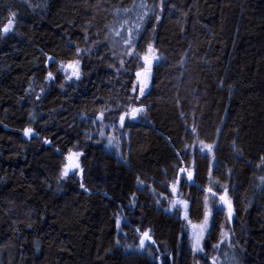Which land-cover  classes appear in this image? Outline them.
Returning <instances> with one entry per match:
<instances>
[{
	"label": "trees",
	"instance_id": "16d2710c",
	"mask_svg": "<svg viewBox=\"0 0 264 264\" xmlns=\"http://www.w3.org/2000/svg\"><path fill=\"white\" fill-rule=\"evenodd\" d=\"M12 12L0 33V264H195L183 215L156 205L174 164L194 169L179 190L193 223L208 187L232 201L230 242L214 211L200 264H264V0H0V28ZM137 24L134 52L158 57L144 96L132 90L143 62L123 44ZM77 58L81 79L65 81L59 62ZM137 105L120 156L82 133ZM201 142L211 157L191 155ZM69 149L83 173L60 180ZM137 228L161 263L116 244Z\"/></svg>",
	"mask_w": 264,
	"mask_h": 264
},
{
	"label": "snow or ice",
	"instance_id": "6c2138e0",
	"mask_svg": "<svg viewBox=\"0 0 264 264\" xmlns=\"http://www.w3.org/2000/svg\"><path fill=\"white\" fill-rule=\"evenodd\" d=\"M135 7V5H134ZM141 8H144L145 5L141 4ZM125 14L129 13L128 9L124 10ZM16 13L12 12L9 15V18L5 24H3L2 28H0V33L2 34H8L10 33L16 23L15 17ZM146 15V13H145ZM158 19V17H157ZM140 20L143 21V17H140ZM125 23H128V21H125ZM123 27V25H122ZM139 31V24L136 25L135 29L129 28L127 30L128 35L127 38L123 39V44L128 46V52L127 55L130 57H133L134 59L142 60L143 64L140 67V70L135 72V83L133 85V92L139 91L140 96L145 95V90L148 87V82L152 75V65L155 60L158 59V57L155 55V51L152 47V45H149L147 48V51L140 56L139 54H136L133 49V35L135 32ZM117 36H121L120 32L116 33ZM76 55H81V49L76 48ZM48 60L51 61L52 57H48ZM121 66L124 65L125 61H120ZM57 71L63 75L65 81H79L82 76L81 71V60L80 59H72L68 61H61L59 62ZM56 78L55 74L52 71H48L46 79L48 81H54ZM39 99V97H37ZM138 99V98H137ZM145 111V108L143 106L140 107H129L128 110H126L123 114L119 116V122L120 125L123 126L125 117L130 116L131 118H135L138 114L143 113ZM98 119L103 121L104 119V112H100ZM195 131V129H193ZM34 134V130L32 128H25L24 129V135L25 136H32ZM103 132H101V136H103ZM45 143H50V141L45 140ZM112 137H109V143L111 144ZM213 145H205L203 142H201L200 151L204 152L207 150L208 152H212ZM83 155L82 152L79 151H73L69 149L67 155L64 157V163L62 164L60 170H59V179L64 180L65 178H69L70 174L75 175L77 173H83V168L81 167L80 163V157ZM185 178V182H191L194 178V169H189L187 167H179L177 175L174 177L173 182L168 186L170 188V194L174 197L173 199L169 200L168 203L170 205V208L179 214L181 211H183V219L187 222L188 226L191 228L190 233V240H191V250L193 253H198L203 251V241L205 239L206 233H209L210 230V217L212 216L211 209L208 208V199L209 196L212 198H216L218 196V199L220 203L227 208V215L228 218L231 219L233 215V206L232 201L230 197L228 196V189L227 187L224 188L223 194H218L213 190L212 187H208L206 190L207 195L204 197V206L205 211L203 213V219L202 222L198 224L192 223V221L189 219V201L182 198V194L179 191V186L181 183V179ZM264 179V178H262ZM81 188H84V184H80ZM163 195V194H158ZM116 226L119 229L121 227V219L119 217L116 218ZM136 232L140 233V240L139 245L140 249L143 250L145 247L146 241H151L152 243H155V241L152 239V235L150 234V230H144L143 232L140 231L139 228L135 229ZM225 240H228L230 242V233L225 232L223 228L221 229V240L219 241L220 244L224 243ZM212 264H216V259H212Z\"/></svg>",
	"mask_w": 264,
	"mask_h": 264
},
{
	"label": "rangeland",
	"instance_id": "374dc122",
	"mask_svg": "<svg viewBox=\"0 0 264 264\" xmlns=\"http://www.w3.org/2000/svg\"><path fill=\"white\" fill-rule=\"evenodd\" d=\"M134 107H139V106L137 105V106H134ZM140 114H138L134 119L136 120L139 117ZM126 117H128V116H126ZM101 132L104 133L103 136H101ZM82 133L83 134H87V138H88L87 140L88 141L92 140V136H96V139L93 141L95 144L101 145V147H102V149L104 151L113 152V153H115L118 156L121 155L122 143L127 139V135H128L127 131L121 130L120 123H118L117 125H109L107 123L106 124H101L98 128H96L95 131H92V132H89V133L88 132H82ZM109 137H112L111 144L109 143ZM200 146H201L200 143H195V145H192L191 149H190L191 155L194 153L195 149H199V151H200ZM201 153H203V154L206 153L210 157L212 156V152H208L207 150H205L204 152H201ZM210 163H211V165H210V169H211V167L213 165L212 164L213 163L212 158H211V162ZM179 167H187L189 169H193L192 166L174 164L175 174L172 175L170 179H168V181L166 182L167 186H169L173 182V179L177 175ZM75 175H77V174H75ZM180 186H179V190H180ZM223 190L215 191V192H217L218 194H223ZM168 191H169V194H170V188L169 187H168ZM158 194H160V193L154 192V195H155V198H156V205L158 207H162L163 211L166 212V213L172 214V213L175 212L177 214L176 211H174V210H172L170 208V205L168 203V201L173 199L174 197L171 194L169 196H167L165 194H163V195H158ZM182 198L184 199L183 196H182ZM208 208L211 209L212 216H213L214 211H221L222 212V214H223L222 216H223L224 220L222 221L221 229L223 228V230L225 232L230 233L229 226H230V223H231V219L228 218L227 210L222 205L219 204V199L218 198L217 199L216 198H212L211 196H209ZM204 211H205V206H204ZM177 215H179V216L183 215V211H181ZM212 216L210 217V223H211ZM200 222H202V220ZM200 222H197V223H194V224H198ZM221 229H220V233H219V241L221 240ZM118 231L121 234V236H123L124 232H122L121 230H118ZM185 232H186L185 234L187 235V238H188V245H189V247L191 249V240H190L191 228L188 226L187 222L185 224ZM206 235H207V233H206ZM230 238H231V233H230ZM139 240H140V236H138L137 239H133V240H130V241L126 238V241H123V243L120 242V241H117L116 244L118 246H122L126 251L133 250V251H136V252H139V253H143V254L147 255L148 257H150L152 260H155L156 262L161 263V261H162V253H159L158 251L152 250L150 248V246H149V243H147V242H145L144 249L141 250L140 249V245H139ZM224 242H228V240H225ZM217 245L218 244H216V246ZM193 256H194L195 264H200L201 260H203V257H204V241H203V251L202 252H198V253H193Z\"/></svg>",
	"mask_w": 264,
	"mask_h": 264
},
{
	"label": "flooded vegetation",
	"instance_id": "af4514ba",
	"mask_svg": "<svg viewBox=\"0 0 264 264\" xmlns=\"http://www.w3.org/2000/svg\"><path fill=\"white\" fill-rule=\"evenodd\" d=\"M205 194H207L206 191H205ZM217 198H218V196L216 197V199H217ZM219 204L222 205V204L220 203V201H219ZM222 206L227 210L226 206H224V205H222ZM220 212H221V211H220ZM221 213H222V212H221ZM149 242H150V241H149ZM147 243H148V242H147Z\"/></svg>",
	"mask_w": 264,
	"mask_h": 264
},
{
	"label": "water",
	"instance_id": "95a60500",
	"mask_svg": "<svg viewBox=\"0 0 264 264\" xmlns=\"http://www.w3.org/2000/svg\"><path fill=\"white\" fill-rule=\"evenodd\" d=\"M23 136H24L25 138H27V137H28V136H25V135H24V133H23ZM146 242H149V241H146Z\"/></svg>",
	"mask_w": 264,
	"mask_h": 264
}]
</instances>
